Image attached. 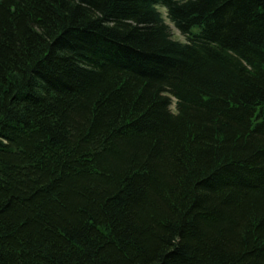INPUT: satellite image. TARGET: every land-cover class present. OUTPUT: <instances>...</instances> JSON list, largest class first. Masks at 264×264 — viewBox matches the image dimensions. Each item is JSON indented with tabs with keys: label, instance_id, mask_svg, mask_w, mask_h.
I'll return each instance as SVG.
<instances>
[{
	"label": "trees",
	"instance_id": "obj_1",
	"mask_svg": "<svg viewBox=\"0 0 264 264\" xmlns=\"http://www.w3.org/2000/svg\"><path fill=\"white\" fill-rule=\"evenodd\" d=\"M0 264H264V0H0Z\"/></svg>",
	"mask_w": 264,
	"mask_h": 264
},
{
	"label": "rangeland",
	"instance_id": "obj_2",
	"mask_svg": "<svg viewBox=\"0 0 264 264\" xmlns=\"http://www.w3.org/2000/svg\"><path fill=\"white\" fill-rule=\"evenodd\" d=\"M160 10L162 11V13L164 14V9L163 8H160ZM173 33H174V37L177 38V39H180L182 40L183 37L176 31V30H173ZM173 106V105H172Z\"/></svg>",
	"mask_w": 264,
	"mask_h": 264
}]
</instances>
